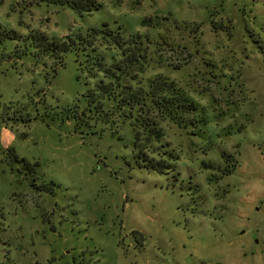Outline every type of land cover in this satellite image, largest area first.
Returning a JSON list of instances; mask_svg holds the SVG:
<instances>
[{
    "label": "rangeland",
    "instance_id": "rangeland-1",
    "mask_svg": "<svg viewBox=\"0 0 264 264\" xmlns=\"http://www.w3.org/2000/svg\"><path fill=\"white\" fill-rule=\"evenodd\" d=\"M96 1L79 17L0 0V26L141 34L144 77L174 82L195 120L162 123L176 159L159 174L135 163L126 131L66 120L86 89L72 54L56 73L0 63V264H264V0ZM10 147L33 170L4 161Z\"/></svg>",
    "mask_w": 264,
    "mask_h": 264
},
{
    "label": "trees",
    "instance_id": "trees-1",
    "mask_svg": "<svg viewBox=\"0 0 264 264\" xmlns=\"http://www.w3.org/2000/svg\"><path fill=\"white\" fill-rule=\"evenodd\" d=\"M27 1L30 5L67 8L79 17L101 6L96 0ZM148 22L143 20L146 26ZM149 44V39L141 34L125 36L106 23L60 38H48L39 32L22 36L14 29L0 26V63L30 57L45 68L51 62V71L56 73L65 66L66 55L72 54L77 79H84L86 89L83 103L78 100L73 108H66V120L92 134L109 131L120 138L119 133L126 131L135 163L163 174L174 169L172 162L176 155L163 141L165 133L161 125L170 122L186 129L195 120L197 106L174 82L161 75L144 77L150 60ZM1 155L9 164L33 170L34 166L19 158L11 147L1 150Z\"/></svg>",
    "mask_w": 264,
    "mask_h": 264
}]
</instances>
